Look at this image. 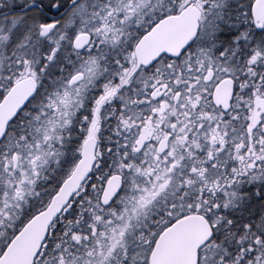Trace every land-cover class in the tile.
<instances>
[{
	"label": "snow or ice",
	"instance_id": "1",
	"mask_svg": "<svg viewBox=\"0 0 264 264\" xmlns=\"http://www.w3.org/2000/svg\"><path fill=\"white\" fill-rule=\"evenodd\" d=\"M0 264H264V0H0Z\"/></svg>",
	"mask_w": 264,
	"mask_h": 264
}]
</instances>
